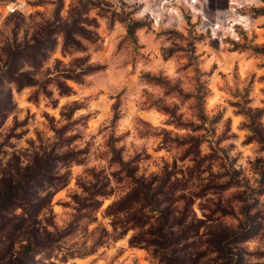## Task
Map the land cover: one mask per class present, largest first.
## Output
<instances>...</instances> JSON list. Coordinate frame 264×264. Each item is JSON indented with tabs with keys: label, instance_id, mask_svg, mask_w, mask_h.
I'll return each mask as SVG.
<instances>
[{
	"label": "rangeland",
	"instance_id": "1",
	"mask_svg": "<svg viewBox=\"0 0 264 264\" xmlns=\"http://www.w3.org/2000/svg\"><path fill=\"white\" fill-rule=\"evenodd\" d=\"M188 2L0 0V187L47 176L33 264H264V0Z\"/></svg>",
	"mask_w": 264,
	"mask_h": 264
},
{
	"label": "trees",
	"instance_id": "2",
	"mask_svg": "<svg viewBox=\"0 0 264 264\" xmlns=\"http://www.w3.org/2000/svg\"><path fill=\"white\" fill-rule=\"evenodd\" d=\"M26 176L15 185L4 179V187H0V243L4 242L7 252L19 243L22 255L12 260L15 264H33L34 257L43 250L36 238L39 232L36 216L44 203L40 202L42 197L39 189H46L41 180L47 176L40 170L30 178ZM28 178L33 180L29 182ZM33 181L39 183V188L33 186ZM43 199L47 201V197Z\"/></svg>",
	"mask_w": 264,
	"mask_h": 264
},
{
	"label": "built area",
	"instance_id": "3",
	"mask_svg": "<svg viewBox=\"0 0 264 264\" xmlns=\"http://www.w3.org/2000/svg\"><path fill=\"white\" fill-rule=\"evenodd\" d=\"M172 1H178V0H165V2L166 3H168V2H172ZM189 4H196L197 3V0H189V2H188ZM219 27V25L217 24V25H215V28H218ZM235 39L238 41L239 39H240V37L238 36V35H236L235 36Z\"/></svg>",
	"mask_w": 264,
	"mask_h": 264
}]
</instances>
